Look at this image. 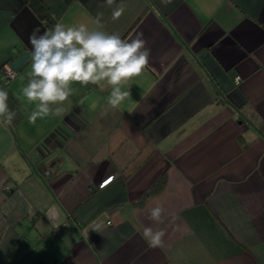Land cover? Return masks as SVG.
Here are the masks:
<instances>
[{
    "label": "crops",
    "instance_id": "0c3cea01",
    "mask_svg": "<svg viewBox=\"0 0 264 264\" xmlns=\"http://www.w3.org/2000/svg\"><path fill=\"white\" fill-rule=\"evenodd\" d=\"M57 22L143 33L149 66L117 108L106 82L73 84L29 122V36ZM22 52L6 85L0 70L16 112L0 118V264H264V0H0V66Z\"/></svg>",
    "mask_w": 264,
    "mask_h": 264
},
{
    "label": "clouds",
    "instance_id": "9594fccd",
    "mask_svg": "<svg viewBox=\"0 0 264 264\" xmlns=\"http://www.w3.org/2000/svg\"><path fill=\"white\" fill-rule=\"evenodd\" d=\"M172 2L161 0L165 6ZM114 3L115 0H106L108 6ZM124 12L125 6L121 2L113 8L111 19L118 20ZM102 20L103 13H97L95 23L103 27ZM29 43L32 46L31 71L22 91L28 101L38 102L36 110L28 116L30 123H35L38 117L55 114L50 105L68 100L73 84L99 86L106 82L111 86L107 103L117 108L131 94L129 90H122L121 85L140 76L149 66L151 56L143 33L122 38L118 32L89 29L84 24L65 27L57 22L43 33L35 29L29 36ZM8 100V91L0 88V118L5 124H11L16 117ZM165 211L159 204L150 207L147 219L163 224ZM165 235L164 229H154L151 224L144 226L141 232L142 238L153 248L163 246Z\"/></svg>",
    "mask_w": 264,
    "mask_h": 264
},
{
    "label": "built area",
    "instance_id": "2783aa9c",
    "mask_svg": "<svg viewBox=\"0 0 264 264\" xmlns=\"http://www.w3.org/2000/svg\"><path fill=\"white\" fill-rule=\"evenodd\" d=\"M1 70V77L4 81V84H8L11 79H13L17 72L15 69L11 67L9 63H4L0 66ZM236 79H239V76L236 77Z\"/></svg>",
    "mask_w": 264,
    "mask_h": 264
},
{
    "label": "trees",
    "instance_id": "16d2710c",
    "mask_svg": "<svg viewBox=\"0 0 264 264\" xmlns=\"http://www.w3.org/2000/svg\"><path fill=\"white\" fill-rule=\"evenodd\" d=\"M17 71V70H16ZM165 182V177H161L159 180H157L153 185L152 187L147 190L143 195H142V198L150 195V194H153L155 192H158L160 190V188L163 186Z\"/></svg>",
    "mask_w": 264,
    "mask_h": 264
},
{
    "label": "water",
    "instance_id": "95a60500",
    "mask_svg": "<svg viewBox=\"0 0 264 264\" xmlns=\"http://www.w3.org/2000/svg\"><path fill=\"white\" fill-rule=\"evenodd\" d=\"M26 57L27 53L22 52L19 57L11 63V67L16 70L25 61Z\"/></svg>",
    "mask_w": 264,
    "mask_h": 264
}]
</instances>
